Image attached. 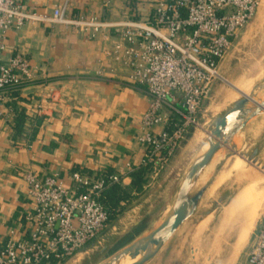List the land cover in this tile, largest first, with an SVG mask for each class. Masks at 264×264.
I'll list each match as a JSON object with an SVG mask.
<instances>
[{"label":"crops","instance_id":"0c3cea01","mask_svg":"<svg viewBox=\"0 0 264 264\" xmlns=\"http://www.w3.org/2000/svg\"><path fill=\"white\" fill-rule=\"evenodd\" d=\"M18 1L45 13L67 5L72 16L96 17L113 24L149 17L158 0ZM117 41L118 35L111 26L80 33L62 24L29 22L21 29L8 30L3 61L16 54L23 55L30 63L32 77L15 92L0 91V248L11 229L21 230L23 214L30 207L28 171L40 176L59 173L69 185V175L74 170L89 174L126 173L127 164L136 167L141 164L146 146L138 135L151 96L145 86L128 80L125 64L108 57L107 50ZM230 53L221 66L228 62ZM52 87L59 88V101H45L44 115L33 117ZM22 110L26 111L27 119L23 131L17 133L16 119ZM166 111L175 115L169 108ZM34 129L36 134L32 139ZM161 129L157 126L154 130ZM187 136L159 181L145 183L137 191L132 185L137 169L122 184H115L129 188L132 195L140 197L124 211L111 231L86 247L98 248L102 239L114 244L128 237L135 228L142 229L125 245L150 227L169 201L171 182L182 170L189 149V143L183 145L188 141ZM106 202L109 206L107 192ZM186 246L181 238L174 249L160 256L162 250L154 264H187L183 254ZM84 249L80 254L86 252Z\"/></svg>","mask_w":264,"mask_h":264},{"label":"built area","instance_id":"2783aa9c","mask_svg":"<svg viewBox=\"0 0 264 264\" xmlns=\"http://www.w3.org/2000/svg\"><path fill=\"white\" fill-rule=\"evenodd\" d=\"M261 2L158 0L149 17L110 24L96 17L72 16L67 5L45 13L18 0H0V91L21 88L32 77L23 55L5 62L2 55L8 30L33 22L62 24L80 33L113 27L118 41L107 50L108 57L125 64L128 80L145 86L151 96L138 135L146 146L138 167L127 164L126 173L112 174L74 170L69 185L59 173H26L30 207L23 214L21 230L11 229L0 248V264L65 263L109 226L106 192L111 186L122 184L141 167L148 169L151 183L160 178L189 127L198 123L203 101L221 76V63ZM58 91L51 88L33 117L44 115L45 101H59ZM157 126L161 131L154 130ZM245 264H264V216Z\"/></svg>","mask_w":264,"mask_h":264},{"label":"rangeland","instance_id":"374dc122","mask_svg":"<svg viewBox=\"0 0 264 264\" xmlns=\"http://www.w3.org/2000/svg\"><path fill=\"white\" fill-rule=\"evenodd\" d=\"M234 46V51L229 52L228 62L219 69L221 76L214 81L210 94L203 101L198 115V123L189 127L187 139L191 142L185 141L183 143V145L189 143V149L181 169L197 143L207 134L212 119L232 100L242 96L241 91L236 90L235 86L239 85L241 88H246L249 94L254 86L264 82V0H262L252 20L241 31ZM196 134H200L202 137L198 140L195 137ZM239 145L240 153L243 156L236 154L224 163L220 172L222 171L225 180L223 179L224 181L222 180L218 184L212 194H206L198 215L178 230L160 256L174 249L178 245V241L183 238L184 242L187 243L183 250L187 264H245L255 233L264 216V115L254 118L241 132ZM245 170L256 173L257 177L251 182L246 181L239 173ZM180 172L181 170L179 174ZM178 177L179 175L175 176L171 182L170 195L174 191ZM146 178V183H149L151 181L150 176H146ZM160 178L153 183L159 181ZM254 185L257 186V192L260 191L259 196L250 197V202L244 204L240 212L235 211L234 217L227 215V219L225 213L227 206L242 191ZM138 197L140 195H131L129 201H125L116 208L109 226L103 233L113 229L115 222L124 216V211L130 208ZM220 198H222V202L215 205V201ZM212 208L214 210L211 214L198 224L195 223L201 212ZM141 230L135 228L128 237L122 238L114 244H109L107 239H102V246L92 248L89 245L86 250L84 249L85 253L68 259L66 264H93L116 251L132 235ZM157 257L158 255L147 264H154Z\"/></svg>","mask_w":264,"mask_h":264},{"label":"water","instance_id":"95a60500","mask_svg":"<svg viewBox=\"0 0 264 264\" xmlns=\"http://www.w3.org/2000/svg\"><path fill=\"white\" fill-rule=\"evenodd\" d=\"M241 94L212 119L207 134L197 143L182 168L169 201L150 227L93 264H147L186 222L198 215L220 168L230 157L236 154L243 156L239 145L241 132L254 118L264 115V82L254 86L249 94ZM220 202L222 198L215 201V205ZM213 210L201 212L195 223L198 224Z\"/></svg>","mask_w":264,"mask_h":264},{"label":"trees","instance_id":"16d2710c","mask_svg":"<svg viewBox=\"0 0 264 264\" xmlns=\"http://www.w3.org/2000/svg\"><path fill=\"white\" fill-rule=\"evenodd\" d=\"M19 88H13V89H7L5 91H12L15 92ZM27 119V114L25 110H22L18 113L17 119H16V131L17 133H21L23 131L24 123ZM38 119V123L40 122V119ZM36 130L34 129L32 132V139L35 137ZM148 172L147 168H139L134 174H133V180L132 185L137 191H141L143 189L144 184L146 183L147 178L145 177V173ZM131 190L129 188L120 186V185H113L108 191H107V201H109V211H110V220L115 213L114 211L116 208L121 205L122 201H129V198H131Z\"/></svg>","mask_w":264,"mask_h":264},{"label":"bare ground","instance_id":"6f19581e","mask_svg":"<svg viewBox=\"0 0 264 264\" xmlns=\"http://www.w3.org/2000/svg\"><path fill=\"white\" fill-rule=\"evenodd\" d=\"M262 3V2H261ZM235 86V85H234ZM247 87V86H246ZM235 88H237L236 90H239V91H241V92H246L247 93V89L246 88H241V87H239V85H237V86H235ZM263 124V123H262ZM202 134V133H201ZM198 140H199V138L200 137H202V136H200V134L198 135V134H196V136H195ZM240 160V159H239ZM237 162H238V160H237ZM239 163V162H238ZM239 167V166H238ZM255 167V166H254ZM231 171V170H230ZM222 172V171H221ZM219 173L218 175H217V177H216V180H215V182H214V184L211 186V188L209 189V191H208V195H210V194H212L215 190H216V188H217V186H218V184L224 179L223 178V174L222 173ZM239 173H241L242 174V177L246 180V181H248V182H251L254 178H256L257 177V175H256V173H254V172H251V171H242V172H239ZM229 175V174H228ZM227 175V176H228ZM225 180V179H224ZM223 180V181H224ZM222 184V183H221ZM253 184V183H252ZM256 187L257 186H251V187H248L247 189H245L244 191H242L240 194H239V196L234 200V201H232V203L229 205V206H227V208H226V216L228 215H230V216H232V217H234L233 215L235 214L234 212L235 211H238V212H240V209L244 206V204H248L250 201H249V199H250V197L252 198L253 196H259L258 195V193L260 192V191H258L257 192V189H256ZM262 194V193H261ZM242 210V209H241ZM245 212V211H244ZM234 213V214H233ZM228 216H227V219H228ZM211 220V219H210ZM209 220V221H210ZM231 220V219H230ZM229 221V220H228ZM228 223V222H227ZM206 224H208V223H206ZM205 225V224H204ZM201 229V228H200ZM198 231V230H197ZM196 232V231H195ZM197 233H199V231L197 232ZM239 239H240V236H239ZM239 241V240H238ZM198 242V241H197ZM193 247V246H192ZM196 248V247H195ZM80 258V257H79ZM211 258V257H210ZM208 260V259H207ZM211 260V259H210Z\"/></svg>","mask_w":264,"mask_h":264}]
</instances>
